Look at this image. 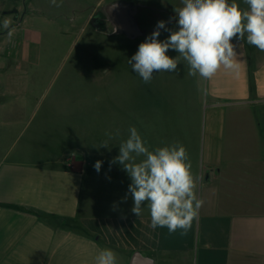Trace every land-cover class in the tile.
<instances>
[{
    "label": "crops",
    "instance_id": "crops-1",
    "mask_svg": "<svg viewBox=\"0 0 264 264\" xmlns=\"http://www.w3.org/2000/svg\"><path fill=\"white\" fill-rule=\"evenodd\" d=\"M235 2L248 8L244 0ZM13 15L3 12L0 24L8 19L9 29L21 28L26 17L20 14L15 22ZM232 42L239 68L201 78L203 113L135 115L108 147L85 145L79 138L49 155L16 146L34 117L24 114L29 101L22 96L21 80L5 87L0 97V264H97L102 249H112L118 264H264V51L246 37ZM36 58V49L27 48L19 61L4 60L0 69L20 70ZM131 127L149 151L176 143L185 147L197 196L204 201L187 232L151 229L146 203L140 216L132 212L131 178L113 163ZM96 161H102L99 172Z\"/></svg>",
    "mask_w": 264,
    "mask_h": 264
},
{
    "label": "rangeland",
    "instance_id": "rangeland-1",
    "mask_svg": "<svg viewBox=\"0 0 264 264\" xmlns=\"http://www.w3.org/2000/svg\"><path fill=\"white\" fill-rule=\"evenodd\" d=\"M113 1L63 0L56 7L50 0H1V14L14 13L15 22L23 14L27 21L21 28L0 26V66L4 60L19 61L27 48L37 51L36 63L20 70L0 69V97L5 87L21 80L22 96L29 101L24 114L34 117L16 146L49 155L72 145L75 138L85 145H113L115 132L130 125L135 115L203 113V81L188 75L186 61L181 60L175 72H154L148 83L128 62L158 21L178 30L174 9L183 6L181 0H123L143 6L133 17L141 33L135 38L114 30L104 12ZM160 31L161 41L170 35ZM26 32H31L28 39ZM167 54L178 55L172 49Z\"/></svg>",
    "mask_w": 264,
    "mask_h": 264
},
{
    "label": "clouds",
    "instance_id": "clouds-1",
    "mask_svg": "<svg viewBox=\"0 0 264 264\" xmlns=\"http://www.w3.org/2000/svg\"><path fill=\"white\" fill-rule=\"evenodd\" d=\"M62 2L50 0L56 7ZM181 2L183 6L174 9L178 30H170L165 21H158L155 30L128 60L145 83L152 80L154 72H175L181 60L187 62L188 75L192 77L211 79L221 68L235 73L239 61L237 45L232 42L234 38L242 41L246 37L249 45L264 51V0H244L247 9H241L235 0ZM9 25L10 21L4 19L0 26L9 29ZM161 29L170 32L163 41L158 39ZM8 35L11 36V31ZM169 49L178 55L170 57ZM129 132L113 163L122 165L131 178L128 191L134 201L132 212L140 216L146 203L151 229L166 227L170 233L178 229L187 232L204 201L197 196V180L185 147L176 143L149 151L135 127ZM102 146L108 147L107 142ZM139 156L144 159L136 162ZM101 165L102 161H96L97 172ZM96 260L97 264H118L112 249H102Z\"/></svg>",
    "mask_w": 264,
    "mask_h": 264
},
{
    "label": "water",
    "instance_id": "water-1",
    "mask_svg": "<svg viewBox=\"0 0 264 264\" xmlns=\"http://www.w3.org/2000/svg\"><path fill=\"white\" fill-rule=\"evenodd\" d=\"M141 7H143L141 4L116 0L104 6V12L117 33L124 34L129 38H135L141 33L135 26L133 17Z\"/></svg>",
    "mask_w": 264,
    "mask_h": 264
}]
</instances>
